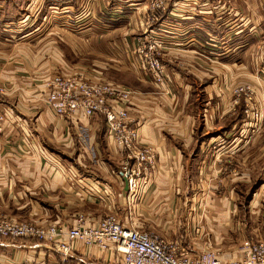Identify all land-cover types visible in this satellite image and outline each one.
<instances>
[{
	"label": "crops",
	"instance_id": "0c3cea01",
	"mask_svg": "<svg viewBox=\"0 0 264 264\" xmlns=\"http://www.w3.org/2000/svg\"><path fill=\"white\" fill-rule=\"evenodd\" d=\"M214 1L171 0L169 13L152 29L166 44L168 78L158 87L136 57L132 35L147 0H28L31 13L15 20L13 32L0 33L6 90L0 98L6 116L0 215L71 226L79 213L88 222L114 214L191 254L209 241L225 262L240 256L243 237L264 239V133L253 130L249 142L228 91L234 76L247 72L248 58L242 63L237 56L249 52V17L230 9L219 22ZM236 4L242 9L247 2ZM85 66L96 78L134 91L130 110L139 142L155 149L148 183L128 201L121 156L104 118L59 117L44 101V82L56 68ZM113 72L131 80H117ZM252 183L253 194L241 206L239 197ZM25 261L60 264L61 256L36 239H0V264ZM64 264L112 262L108 253L78 243Z\"/></svg>",
	"mask_w": 264,
	"mask_h": 264
},
{
	"label": "built area",
	"instance_id": "2783aa9c",
	"mask_svg": "<svg viewBox=\"0 0 264 264\" xmlns=\"http://www.w3.org/2000/svg\"><path fill=\"white\" fill-rule=\"evenodd\" d=\"M151 2L165 11L162 0ZM154 19L157 18L152 13L148 20ZM161 42L158 37L146 34L138 39L135 52L151 81L164 87L167 74L161 62L164 50ZM44 83V101L57 116L76 120L102 115L106 135L121 156L120 173L127 184L128 197L148 183L156 154L154 147L139 142L137 120L129 105L132 89L59 70H54ZM5 94V87L0 83V98ZM5 118V112L0 109V135ZM75 219L73 225L67 226L57 222L38 224L0 215V239H36L60 254V264L65 263L78 243L108 253L112 264H264V240L243 241L240 256L225 262L210 245L191 254L182 251L178 242L168 243L154 232L124 225L113 215L88 222L87 216L79 213ZM24 264L34 263L25 261Z\"/></svg>",
	"mask_w": 264,
	"mask_h": 264
},
{
	"label": "rangeland",
	"instance_id": "374dc122",
	"mask_svg": "<svg viewBox=\"0 0 264 264\" xmlns=\"http://www.w3.org/2000/svg\"><path fill=\"white\" fill-rule=\"evenodd\" d=\"M96 1L97 0H93V3H96ZM151 1L152 0H147L146 12L144 13V16L141 18L140 24L137 26L135 31L132 32V35L136 37L137 44H138V39L146 36V34H149L151 37L153 36L158 37L155 35L152 29H154V27L157 26L161 22V19L164 16H166V14L169 13V9L171 8L170 7L171 0H162L164 2L163 5L165 7V11H162V9H158L154 7ZM27 2L28 0H0V33L1 32H6V33L13 32V28H14L13 24L15 20L17 18H20L21 16H24L26 14L29 15L31 13V11L33 10L32 6H30V9H31L30 11L27 8L25 9L24 4H26ZM236 2L237 0H215L213 4L214 5L213 13H214V16H216L217 18L216 20H219V22L224 19L225 15L230 9L231 10L235 9L238 11L242 10L243 15H246V17H249V20H248L249 21L248 23L249 24L248 25L249 36L247 40V48L249 52L247 56H244V55L237 56L238 61L241 60L242 63H244L245 59L248 58L247 72L246 73L244 72L247 77L245 76L244 73H243L244 74L243 76H241L242 74L240 73L241 79H239L240 77L234 76V78L238 80L235 79L231 83L230 87L228 88L229 89L228 91L231 97L232 113L238 114L239 115L238 118H242V121L246 123L245 126L247 127V133L249 134V137L247 138H249V142H250L252 138L255 139L256 137L254 136L255 134L253 133L254 132L253 130L261 129L262 130L261 134L264 133V92L263 90L262 92L258 91V89H260L261 87L264 88V31H263L264 30V0H246L247 4H245L244 7H242V9L236 4ZM17 4L19 5V7L16 6ZM223 5H225L224 8H223ZM152 7L154 11L152 10ZM152 13L155 14L157 19L149 21L148 18H150ZM34 16H36V13ZM29 20L31 21L32 17ZM258 28L261 29L262 33H259ZM160 41H162L161 43L164 46V50L161 52L162 53L161 62L164 65V68L166 69V72H167V67L164 63L165 56H166L165 55L166 54V44H165V41L161 39ZM136 57L139 58L138 55ZM73 60L76 61V59L74 58ZM250 62H252V65H253L252 68L250 67ZM69 67L70 66L68 65V68ZM55 70L62 71L63 69L56 68ZM63 72L81 73L83 76L91 80L92 79L93 80H104V81L112 82L103 77L96 78V76L93 73L94 71L92 67L85 66V68L81 70L72 69L70 71H63ZM112 74L117 80H122L125 83L129 82L126 80V78L127 79H130V78L126 74H120V72H113ZM112 83H115V82H112ZM115 84H118V83H115ZM118 85H121V84H118ZM96 115H99V114H96ZM263 137H261L260 139H262ZM234 174H235V171L233 170L232 175ZM253 184L254 183H252L249 187H247L246 192L242 191L243 193L239 197V203H241V206L246 201H248L250 196H252L253 193L252 194L250 193L251 191L254 190L256 186V184L254 185ZM130 197L131 196L128 197V193H127L126 201L130 200L131 199ZM108 215H113L119 222H121L120 219L116 215L114 214H108ZM103 217H106V215L100 218H103ZM129 225L140 229L139 226L135 224L131 223ZM241 226L245 227L246 224L242 223ZM199 229L200 227L197 226V231ZM140 230H143V229H140ZM144 231H149V230H144ZM149 232H153V231H149ZM154 233L160 236L159 233L155 231ZM13 239L16 240V239H22V238H13ZM245 240H264V239L243 237L241 239L240 245ZM168 243H173V242H168ZM207 245H210L215 250L212 243H210L209 241H207L204 244V247H206Z\"/></svg>",
	"mask_w": 264,
	"mask_h": 264
}]
</instances>
